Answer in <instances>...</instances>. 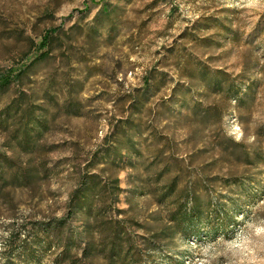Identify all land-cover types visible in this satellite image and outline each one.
I'll return each mask as SVG.
<instances>
[{"label":"rangeland","instance_id":"obj_1","mask_svg":"<svg viewBox=\"0 0 264 264\" xmlns=\"http://www.w3.org/2000/svg\"><path fill=\"white\" fill-rule=\"evenodd\" d=\"M11 70L0 111L23 97L45 119V167L2 191L0 264H53L48 224L87 171L119 179L140 264H264V0H0ZM9 122L14 172L29 156ZM186 191L201 221L183 232Z\"/></svg>","mask_w":264,"mask_h":264},{"label":"trees","instance_id":"obj_2","mask_svg":"<svg viewBox=\"0 0 264 264\" xmlns=\"http://www.w3.org/2000/svg\"><path fill=\"white\" fill-rule=\"evenodd\" d=\"M49 42L50 35L45 34L37 47L38 59L45 58L46 53L40 51ZM12 72L13 70L0 73V90L12 82L14 78ZM20 72H17L15 77ZM5 110V113L0 111V122H4V127L10 125V119L13 124H16V131L21 135L18 143L29 159L11 172L5 165L10 158L6 155L0 156V181H2L0 198L3 197L2 191L7 185L28 187L36 183L45 167L43 160L36 158L35 162L33 158L40 154L39 140L45 129V119L36 115L33 105L28 104L23 97L12 100ZM129 142L131 143V139ZM133 146L130 144V147ZM106 152L113 153L115 159L122 158L121 151L117 148L109 147ZM118 182L117 177L108 179L88 171L82 174L79 184L69 196L65 213L48 224L56 241L54 246L59 249L54 255L53 264L141 263L140 252L133 244L135 237L132 229L133 220L127 216V211L116 207L121 190ZM174 186H168L162 197L169 195ZM192 197H194L193 194L186 191L184 203L177 205L174 211L169 210L170 219L183 229V232L194 227L197 220L201 221L200 217L194 214L200 204L196 203L198 204H195L196 207L188 208V198ZM76 217L81 219V225L77 228L73 226V219ZM135 225L141 224L135 222ZM190 233L199 234L195 230H190Z\"/></svg>","mask_w":264,"mask_h":264}]
</instances>
